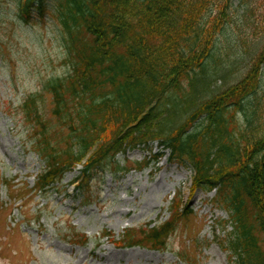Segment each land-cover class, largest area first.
Here are the masks:
<instances>
[{"label":"trees","instance_id":"1","mask_svg":"<svg viewBox=\"0 0 264 264\" xmlns=\"http://www.w3.org/2000/svg\"><path fill=\"white\" fill-rule=\"evenodd\" d=\"M17 1L26 24L46 13L56 19L67 66L42 84L51 95L49 112L39 93L16 107L30 150L44 165L36 192L52 189L77 165L71 183L81 193L105 165L121 174L140 170L148 161L119 167L115 157L157 142L170 161L193 167L191 192L214 191V202L227 212L220 226H231L224 241L231 264H264V130L258 131L264 42L239 81L205 94L214 75L206 65L232 0L215 15L209 14L216 0H57L53 9L46 0ZM198 94L204 97L197 101ZM179 196L167 219L126 228L116 245L167 250L190 215ZM71 237L87 242L75 230ZM178 256L190 264L185 253Z\"/></svg>","mask_w":264,"mask_h":264},{"label":"rangeland","instance_id":"2","mask_svg":"<svg viewBox=\"0 0 264 264\" xmlns=\"http://www.w3.org/2000/svg\"><path fill=\"white\" fill-rule=\"evenodd\" d=\"M56 2L46 0V5L53 9ZM223 2L216 0L209 15L217 14ZM231 2L229 19L215 36L214 54L206 65L214 74L206 95L239 81L264 42V0ZM17 4L0 0V264H188L179 252L190 264H231L224 244L231 226H220L227 212L214 202V191L191 192L193 167L170 161L169 151L157 142L115 157L119 167L148 161L140 170L121 174L112 171L114 164L105 165L92 173L81 193L70 185L78 165L52 189L36 192L34 183L44 165L30 150V133L16 107L28 94L39 93L49 112L51 95L42 91V84L66 73L67 66L56 19L46 13L44 19L26 24L18 17ZM259 93L258 131L264 130V66ZM203 97L198 94L197 101ZM175 112L181 115V110ZM5 180L18 196H12ZM178 193L190 215L167 250L116 245L126 228L167 219ZM72 230L84 233L86 244L73 243Z\"/></svg>","mask_w":264,"mask_h":264}]
</instances>
